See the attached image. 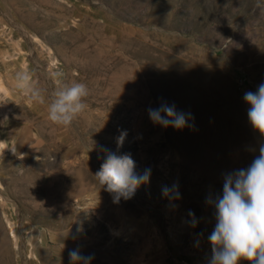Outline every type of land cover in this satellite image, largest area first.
<instances>
[{"label":"rangeland","instance_id":"374dc122","mask_svg":"<svg viewBox=\"0 0 264 264\" xmlns=\"http://www.w3.org/2000/svg\"><path fill=\"white\" fill-rule=\"evenodd\" d=\"M73 81L87 108L54 124L51 94ZM261 83L264 0H0V264H70L78 246L91 264H208L206 200L264 143L243 100ZM164 102L189 126L154 124ZM102 148L151 170L130 199L96 179Z\"/></svg>","mask_w":264,"mask_h":264},{"label":"clouds","instance_id":"9594fccd","mask_svg":"<svg viewBox=\"0 0 264 264\" xmlns=\"http://www.w3.org/2000/svg\"><path fill=\"white\" fill-rule=\"evenodd\" d=\"M18 82L30 99H41L39 89L30 85L29 74H18ZM89 89L83 82L62 84L52 92L47 107L48 120L57 125L69 126L87 105L84 102ZM244 102L249 105L247 118L251 127L264 137V83L256 91H246ZM148 116L154 124L181 130L188 125L191 113L177 111L174 104L164 102L158 108H148ZM194 127V125L192 126ZM126 132H121L122 143ZM106 159L94 174L102 187L114 194V202L122 197L130 199L135 191L150 180L151 170L142 174L135 171L136 163L130 154L116 155L106 148ZM166 198L179 199L178 185L163 186ZM206 203L214 207L215 226L208 236L211 245V258L208 264H264V143L258 148L250 165L227 173L223 178L222 194L209 196ZM189 215H193L191 212ZM197 221L192 220L195 227ZM70 264H91L93 256L82 254L79 246L68 253Z\"/></svg>","mask_w":264,"mask_h":264},{"label":"bare ground","instance_id":"6f19581e","mask_svg":"<svg viewBox=\"0 0 264 264\" xmlns=\"http://www.w3.org/2000/svg\"><path fill=\"white\" fill-rule=\"evenodd\" d=\"M13 228V227H12Z\"/></svg>","mask_w":264,"mask_h":264}]
</instances>
